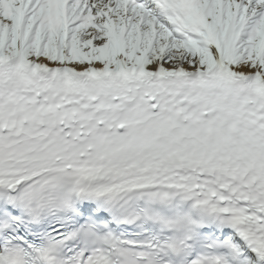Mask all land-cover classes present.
<instances>
[{
    "label": "snow or ice",
    "instance_id": "1",
    "mask_svg": "<svg viewBox=\"0 0 264 264\" xmlns=\"http://www.w3.org/2000/svg\"><path fill=\"white\" fill-rule=\"evenodd\" d=\"M0 264H264V0H0Z\"/></svg>",
    "mask_w": 264,
    "mask_h": 264
}]
</instances>
